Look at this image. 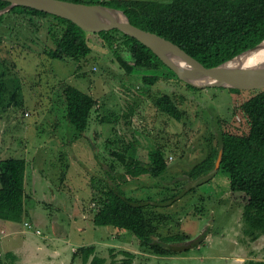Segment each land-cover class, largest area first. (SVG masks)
Masks as SVG:
<instances>
[{"label": "rangeland", "instance_id": "374dc122", "mask_svg": "<svg viewBox=\"0 0 264 264\" xmlns=\"http://www.w3.org/2000/svg\"><path fill=\"white\" fill-rule=\"evenodd\" d=\"M24 17L18 20L25 23L28 16ZM35 21L38 30L35 26L21 27L11 17L0 29V72L6 74L7 95L12 103L5 110L0 108V159H26L27 170L35 174L32 184L25 188L29 197L24 220L34 221L29 222L31 225L43 217L56 220L58 227L55 231L50 228V232L63 237L69 232L75 244L94 245L96 254L109 264L126 258L121 250L134 253V264L263 261L264 235L252 240L247 233L250 224L243 215L246 199L241 193L231 192L228 173L216 168L197 177L192 171L217 145L223 127L233 129L239 124L235 121L236 106L257 90H192L177 81L165 80L149 89L142 85L139 73L126 72L116 49L104 44L97 33H85L92 47L87 58H50L44 52L54 47L49 28L59 35L65 26L49 18L40 29V19ZM69 84L90 92L97 100V110L85 132H78L66 118L64 90ZM165 92L184 109L181 121L157 108L155 101ZM219 120L228 124L219 125ZM156 149L163 151L167 163L165 172L157 177L127 174L114 155L118 152L145 164ZM109 184L119 185L128 197L154 202L153 210L169 216L161 224L160 233L188 237L176 244V250H188L174 255L153 254L138 245L128 231L94 225L92 207ZM24 220L17 222L18 226L22 227ZM22 229L6 245L25 243L26 238L30 250L38 252L40 258V248L34 243H40L43 236L36 233V226L26 227L24 232ZM112 248L115 259L110 253Z\"/></svg>", "mask_w": 264, "mask_h": 264}, {"label": "trees", "instance_id": "16d2710c", "mask_svg": "<svg viewBox=\"0 0 264 264\" xmlns=\"http://www.w3.org/2000/svg\"><path fill=\"white\" fill-rule=\"evenodd\" d=\"M98 3L122 9L134 25L173 41L207 67L232 59L264 39V0H117ZM8 5V1L0 0V10ZM24 16H28V21L21 23L20 19H26ZM10 17L21 27L35 26L37 30L39 24L35 21L36 18L40 19V29L49 18L61 21L65 26L61 34L58 35L49 28L54 47L44 52L50 58L80 60L87 58L92 52L86 31L69 19L25 6H15L0 14V29ZM97 34L109 48L116 49L117 59L126 72L139 73L142 85L146 84L149 89L161 80L177 81L192 90L199 89L181 80L151 48L138 39L118 29ZM21 36L24 38L26 34ZM120 48L123 54H120ZM6 84V74L0 72L2 110L12 104L7 95ZM229 90L239 92L243 89ZM64 95L69 124L78 132H85L90 127L94 110H97L96 98L72 84L65 88ZM155 104L160 111L177 121H181L185 115L184 109L170 93L160 95ZM235 117L239 124L233 125V129L223 127L217 145L211 147L208 156L192 171L197 177L211 173L216 169V161L222 150L218 168L228 173L231 192L244 195L246 201L243 215L250 224L247 233L252 240H257L264 234V88L238 104ZM227 122L219 120L218 124L227 125ZM114 155L126 168V173L134 177L142 174L157 177L167 168L161 149L152 151L149 162L145 164L118 152H114ZM26 166L27 161L23 158L11 156L0 159L1 220H23ZM97 202L92 207L91 219L94 225L128 231L135 236L138 245L148 248L153 254L174 255L188 250H176V244L185 242L188 237L163 236L160 233L161 224L169 216L153 210L154 202L128 197L119 185L110 184ZM179 238L184 240L180 241ZM119 252L126 258L121 262L112 260L110 264H134V253L128 250ZM110 253L115 259L116 251L112 248ZM76 257H81L84 264L106 263V258L96 254L94 245L79 247L73 254L74 260ZM0 264H16V258L7 254L4 258L0 257ZM251 264H264V260Z\"/></svg>", "mask_w": 264, "mask_h": 264}, {"label": "water", "instance_id": "95a60500", "mask_svg": "<svg viewBox=\"0 0 264 264\" xmlns=\"http://www.w3.org/2000/svg\"><path fill=\"white\" fill-rule=\"evenodd\" d=\"M9 5L0 10V14L15 6H25L69 19L86 32L99 33L118 29L121 32L138 39L151 48L158 57L167 64L178 77L197 88L219 87L227 89L260 90L264 88V68L249 73L234 74L222 69V66L240 55L264 47V39L255 47L236 55L217 66L207 67L198 59L185 51L173 41L134 25L122 10L100 3H83L71 0H5ZM182 70H188L189 75L195 74L203 79V83L188 80ZM222 150L216 161L220 166Z\"/></svg>", "mask_w": 264, "mask_h": 264}, {"label": "crops", "instance_id": "0c3cea01", "mask_svg": "<svg viewBox=\"0 0 264 264\" xmlns=\"http://www.w3.org/2000/svg\"><path fill=\"white\" fill-rule=\"evenodd\" d=\"M27 166H26V176H25L26 189L28 185L32 184L31 177L35 176L32 169L30 170L29 168L27 170ZM28 197L29 195L28 193H26V198L24 201L25 211H27V206L25 205V203ZM24 218L25 217H23V220ZM10 222L11 223H6L5 220L0 219V254L2 253H4L5 255L12 254L16 258V264H84L81 257H76L75 260L73 258L74 252L79 247H82L84 243L75 244V242L70 239L71 236L68 235L69 232L64 234L65 235L64 237L62 236V234L58 235L57 232H50V228L54 229L55 231L56 227H58L56 220L48 217L46 218L43 217L42 220H37V222L33 225H31L30 223H34V221L32 222V221L24 220L23 222V226L26 227L36 226L37 229L36 233L38 235L40 234V236H43L42 238L43 241L40 240V243L37 244L38 242L37 240L34 243L38 249L40 248V258H37L38 252L30 250V248L28 247L29 242L26 241V238L23 239L25 243L14 244V245L10 244V246L6 245V241L8 240L10 241V239L14 240L18 234L20 235L19 229L23 228V226L22 227L18 226L17 222H12V221ZM26 227L22 229L23 230L22 232L27 231ZM40 227L41 229L43 227L47 228L48 232L45 233L43 230H40ZM83 229L85 228L82 227V230ZM31 244L33 245V242H31ZM147 260L151 262V259L149 257L147 258ZM105 264H109L107 260Z\"/></svg>", "mask_w": 264, "mask_h": 264}, {"label": "bare ground", "instance_id": "6f19581e", "mask_svg": "<svg viewBox=\"0 0 264 264\" xmlns=\"http://www.w3.org/2000/svg\"><path fill=\"white\" fill-rule=\"evenodd\" d=\"M264 68V47H259L255 50L248 51L238 58L225 63L222 69L234 73H249L250 71H257ZM183 75L190 81L195 83H203V79L197 77L195 74L188 73V70H182ZM261 71V70H260Z\"/></svg>", "mask_w": 264, "mask_h": 264}]
</instances>
